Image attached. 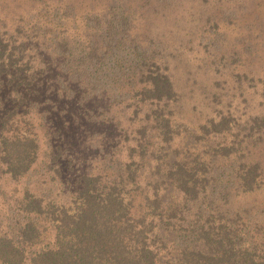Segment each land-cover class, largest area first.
Instances as JSON below:
<instances>
[{"label":"trees","instance_id":"trees-1","mask_svg":"<svg viewBox=\"0 0 264 264\" xmlns=\"http://www.w3.org/2000/svg\"><path fill=\"white\" fill-rule=\"evenodd\" d=\"M16 1L0 5V264H264V115L186 119L163 54L217 48L198 32L244 9Z\"/></svg>","mask_w":264,"mask_h":264},{"label":"rangeland","instance_id":"rangeland-1","mask_svg":"<svg viewBox=\"0 0 264 264\" xmlns=\"http://www.w3.org/2000/svg\"><path fill=\"white\" fill-rule=\"evenodd\" d=\"M3 2L10 9L20 3L16 0H0V5L4 6ZM201 2L204 7H210L214 12L227 5H237V9L244 10L242 13L229 15L216 25L205 24L198 32L207 36L206 31L209 30L217 35V53H225V58L217 59V56L210 55L211 52L214 55L213 49L217 48L206 38H201V43H188L182 51L169 48L163 52L169 60L177 58L176 62L180 65L175 69L173 77L180 94L179 102L184 117L202 121L227 111H231L236 117L242 114L239 117L241 119L255 114L264 115V30L259 31L256 26L254 29L249 28L253 16L264 19V0ZM205 18L206 15L203 19ZM10 23L9 14L0 7V29H8ZM207 23L212 21L207 19ZM192 36L195 37V34ZM179 51L182 53L178 54ZM261 144L260 149L264 156V139ZM3 184L7 188L20 186V183L17 186L8 180Z\"/></svg>","mask_w":264,"mask_h":264}]
</instances>
